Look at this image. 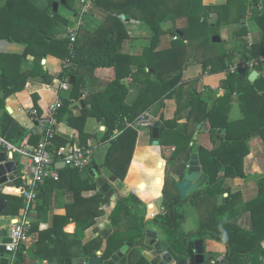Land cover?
<instances>
[{
  "label": "trees",
  "instance_id": "1",
  "mask_svg": "<svg viewBox=\"0 0 264 264\" xmlns=\"http://www.w3.org/2000/svg\"><path fill=\"white\" fill-rule=\"evenodd\" d=\"M86 1V0H85ZM77 5V0H45L43 6L39 5V0H6L5 3L0 2V39L10 42L20 43L25 46L22 56V67L16 73L8 70L0 71V88L3 94L0 98V107L5 108L6 99L14 93L22 91L30 76L40 77V79L52 85L55 80L64 82L66 79L73 78L71 94L62 98V108L57 112L59 120L65 119L71 126L79 130V136L87 140L93 134L87 132L86 121L89 116L100 120L105 125L102 141L111 143L108 150L107 159L104 165L106 167L113 166L114 171L124 172L129 161L123 159L125 150H131L128 153L129 158L133 153L135 139L138 136L137 129L126 126V121H134L139 112H131L133 106L127 104V98L130 88L125 83L123 76L119 70L124 55L120 52L121 46L125 39L130 37L126 28V18L119 16L122 13L131 14L132 18H136L139 12L140 19L144 20L153 30L152 45L147 49L145 55L133 57V62L138 63L139 72L147 67L153 70L159 81L146 80L140 93L134 101L137 104L144 98H149L150 102L156 99H166L171 97L175 91L179 94L187 91L190 96L183 101L178 98V107L187 106L189 113L187 119L190 121L193 109L202 113L203 120H207L212 128V137L214 147L212 150L199 146L197 151L200 154L203 170L209 175V183L201 189L181 198L180 193L176 197H169L166 194L164 202V212L153 218L147 219V203L143 201L137 194L131 193L128 196L119 197L112 213V221L115 225L123 222L125 228L116 229L113 233L108 234V244L104 250L103 257L109 261L111 256L116 253L123 245L130 244L131 252L129 255V264H151L143 254L142 249L135 247L142 244L144 240L145 227L153 224L155 227L162 229L165 237L162 242L169 246V250L176 257H191L193 250L189 246V242L195 239L206 240L210 236L217 240L223 241L228 246L226 257L219 261V264H260V257L264 255V181L261 182V190L257 199L254 200L255 206L252 213L255 219V228L252 231H242L235 223H232V217L227 214L228 209H232L239 199L240 193H232L231 189H227L229 197H224V182L226 179H234L237 177H247L244 167V159L249 154L248 139L256 134L264 135V75H260L254 82L249 80V76L245 74L251 69H239L237 72L229 73L225 86L227 93L223 97H218L217 101L208 109L209 101L197 93L196 89L189 88L183 83L185 65L189 57V46L191 44L198 45L202 41L199 40L205 36L211 28H217L222 25H228L231 22L240 24L238 26L239 34H246L247 29L243 24V20L247 17V11L250 5H253L249 19L256 21L262 28V38L256 41L249 49L248 57H258L264 55V0H227L223 4H205L203 0H95L96 3L103 4L106 10L111 11L114 15L109 14L112 21L109 28L104 31L103 40L92 44L88 51L84 52L80 46L78 29L76 41L70 46V36L67 34L58 37L57 32L61 27L65 31L72 25L74 17H65L59 11H55L54 4L56 2L64 4L68 9L73 10L76 16L84 18L82 15V6ZM216 15L215 21H210V14ZM169 17L176 20L180 17L188 19V25L184 28L175 27L172 33L178 38L172 41L170 48L164 51H154L156 43L160 39V25ZM86 22V18H84ZM85 27V26H84ZM83 27V28H84ZM99 29L100 25L96 24ZM178 29L180 32L178 33ZM186 41H188L186 43ZM213 45L218 46L220 43L209 40ZM223 42V41H222ZM72 44V43H71ZM48 54L59 56L65 59L66 66L58 74H52L44 68L42 59ZM35 57L31 68H27L29 63L28 56ZM230 57V56H228ZM226 55H221V60L217 61L213 57H207L203 62L202 75L205 68L212 65V71H216L219 63L221 67L227 68L228 61L225 63ZM139 60V62H137ZM115 67L117 70V78L111 81L106 90L98 95H94L93 107L84 109L81 115H75L69 108L71 99L81 97L84 91L82 84L83 78L80 77L79 69L86 67L89 70H95L97 67ZM264 69V63L257 67V71ZM250 72V71H249ZM186 74V73H185ZM201 73L196 74L195 78H200ZM237 92V97L233 94ZM156 94L155 99L152 94ZM37 107V97H34ZM237 100L240 104V110L244 114V118L240 120H229L227 103ZM13 123L12 119L9 118ZM14 126V125H13ZM13 126L7 130V138L13 136ZM155 127L160 128V145L176 144V154L182 151V140L189 146V137L183 136L180 131L172 132L161 121L155 123ZM33 137L37 136L33 133ZM56 137V136H55ZM153 138V137H152ZM172 138V140H170ZM40 142V141H39ZM34 143L32 147L39 143ZM55 149L61 147L65 140L60 137L53 139ZM31 147V148H32ZM123 150L116 160V151ZM152 157L154 159L153 166L148 170L149 176L157 173V163L161 157L160 148L158 146L151 147ZM195 149L190 147L187 152V159L191 157ZM170 160V159H168ZM115 163V164H114ZM93 170L100 166L97 163H91L89 166ZM170 167H167L170 172ZM187 169V163L183 164L180 169L181 177ZM59 179L46 178L45 182L53 183L55 187L64 188L65 179H81L82 188H76L75 185L69 187L77 192V196L81 197L83 188L96 187L98 182L93 175L83 176L82 171L72 167L59 169ZM13 180L6 183L0 191V198L6 199L8 204L4 215L18 214L24 206V187L20 178L11 177ZM264 179V178H263ZM142 181L137 187L138 191L150 190L155 196V191L149 187L141 188ZM178 182H176L177 186ZM178 187V186H177ZM42 190L39 189L40 195ZM166 193H168L165 190ZM212 198L209 201L208 198ZM222 197V202L218 199ZM100 197H94L99 203ZM109 200L105 198L104 201ZM208 202V208L211 209V219L203 221L201 226L194 231H185L183 223L186 213L182 206L185 202L199 203L201 201ZM214 203V207H212ZM95 212H88V221L85 222L82 230L89 228L94 223ZM57 219H63L60 230L55 233L56 236L54 246L46 247L45 256L51 263L63 264L67 257L73 256L75 253L70 250L63 252L64 248L69 245L70 237L63 227L70 221L69 214L65 216H56ZM80 230H76L74 240L77 245L82 246L84 256H95L97 250L101 248L99 241H90L83 243ZM239 232V233H238ZM62 234L63 236L59 235ZM237 235V236H236ZM239 236V237H238ZM73 238V239H74ZM243 242V247H236L234 240ZM42 241V240H40ZM42 250V248H41ZM42 253V251H41ZM248 254L249 259L244 260V255ZM59 260L55 258L60 257ZM55 260V261H53ZM216 260V259H215ZM57 261V262H56ZM25 255L19 249L15 253L13 264H24ZM218 262V261H217ZM118 264H127V257L123 258ZM207 264H216L208 261Z\"/></svg>",
  "mask_w": 264,
  "mask_h": 264
},
{
  "label": "crops",
  "instance_id": "2",
  "mask_svg": "<svg viewBox=\"0 0 264 264\" xmlns=\"http://www.w3.org/2000/svg\"><path fill=\"white\" fill-rule=\"evenodd\" d=\"M80 1L84 2L85 0ZM203 1L205 4L218 5L225 3L227 0ZM58 11L65 17H74L69 29L71 27H76L80 20L83 21V24L78 26V29H81L82 27L79 32V37L80 46L83 47L84 52L88 51L92 44L103 40L104 31L109 28L112 21L109 14H112V16L114 15L111 11L106 10L103 4L96 3L95 0H86L85 4L82 6V16L86 18V22H84V18L76 16L73 10L68 9L64 4L60 5L59 3ZM136 14L138 15L136 18H132L130 13L120 14L126 18L125 24L130 34V37L125 39L121 46L120 52L123 53L122 55H124V57L121 61L122 65L119 67L125 83L130 88L127 104L133 106L131 112H139L141 114L145 111H151L156 120L161 121L172 132L177 133L180 131L183 136L189 137V146H187L186 142L182 140V143L185 142V144H181L183 146L181 148L182 151L180 150L181 153L176 154V144H159L158 147L160 148L161 157L157 163V173L149 176L148 170L153 166L152 160H154L151 147L155 146L154 138H152V129H150L148 135L147 132H141V128H135L138 131V136L135 139L133 153L129 158L128 153L131 150V143L129 142V148L125 150L123 155V159H125V161L128 160L129 162L125 163L127 166L123 173L114 171L115 169H113V166L108 168L104 165L111 143L109 141H102L103 131L106 129L102 121L97 120L92 116L87 118L85 130L93 134V136H91L86 142L79 136V130L77 128L71 126L65 119L59 120L57 118V112L62 106L53 113L49 112L50 107L56 105L57 101L62 102L63 97H68L71 94V86L73 83H71V79L65 80L70 84L69 88L66 89L61 87L62 82L58 80H55L52 85H48L44 83L40 77L36 78L30 76L22 91L14 93L6 99V109L0 107V151H6L8 159H11L10 154L8 153L7 144H12L16 147L31 148L34 143L46 138L47 132L44 133L37 131V121H34L32 114L30 113L31 109L36 108L41 117L54 120L53 127L56 128L55 136L65 140V143L63 144L64 146H85L91 148L93 152L92 164L96 162L97 165L100 166L101 172L97 171V167L94 168V170L91 167L79 170L82 171L83 176H88L90 174L91 176L93 175L96 181L98 177H104L115 188V193L113 194L115 197L107 196L99 183L96 187L83 188L81 191V197H78L77 192L69 187L75 185L76 188H82L81 179H75L74 181H72L73 179H65L66 183L63 189L55 187L51 182L47 184V182L44 181L39 188L42 190V193L40 195L37 194L30 205H27L24 200V206L20 209L18 214L0 215V240H6L8 238V227L11 220L21 214H26V220L31 225V231L28 238L20 247V250H22L25 255L24 264H54L46 259L45 251L43 252V250H45L46 247L52 248L55 244L53 239L58 236L55 235V233L60 230L63 219L61 220L55 217L65 216L67 214H69L70 221L64 225L63 229L71 235V237L69 239V245L64 248L63 252L70 250L75 254L71 257H67L63 264H65L66 260L69 258L84 257L85 253L82 252V246L77 245L78 243L74 241L76 239V237L74 238V234L76 230L83 228L85 222L88 221V212H90V210L96 213V215L93 216L94 223L89 228L85 229L84 232L80 230L81 235H79L78 238L81 237L84 244L94 240L99 241L101 243V248L97 250L96 255L103 256L104 250L108 244V234L113 233L116 229L125 228V218L123 219V222L118 225H115L112 221V213L119 197L128 196L131 193L137 194L147 203V219L163 213L165 211V197L166 194H168L165 190L168 192V180L171 176V179H176V181L175 189L174 191H170V196L176 197L177 192L179 193L177 187L178 184L176 186V182L181 178L180 170L174 172L171 163L174 166L179 165L180 167L187 163L188 168L191 157L187 159V152L190 147H193L195 149L194 153L199 155L200 163L201 159L197 148L202 146L207 150H212L214 147L212 128L207 120H203V114L193 109L189 121L187 119L188 113L190 112L189 108H187V106H183L182 108L178 107L179 97L184 101L190 96L187 91L179 94L177 90L171 97L159 100L156 99L155 102H150L149 98H144L137 104H134L135 99L147 79L151 81H159L156 73L153 70H150L149 67H147L146 70L142 69L139 72L138 63L133 62V57L145 55L147 49L153 44L152 37L154 34V30L144 20L140 19L141 16L139 15V12H136ZM210 18H216V15L211 13ZM186 22V17H180L176 20L167 17V19L160 25V39L156 43V49L153 50L164 51L170 48L172 41L176 36L172 33V29L175 27L184 28L187 26ZM96 24L100 25L99 29L96 28ZM243 24L245 25L247 32L249 31L250 36H252L253 41H259L262 38V28L256 21L249 19L248 15L243 20ZM223 27L226 28L225 25H222V30L224 29ZM69 29L65 31L63 36L68 34ZM212 29L213 28H211L205 36L199 39L202 41L200 44H194L193 49H189V57L184 71L185 79L183 81L185 86H187V89L185 90H188L189 88L196 89L197 93H200L201 96L209 101L208 106H206L208 109H211L218 97H223L227 93L225 83L229 76L228 67L223 68L220 64L216 71H212V65L207 66L202 75L201 70L204 63L199 62L198 60L201 58H204L205 60V57H208L210 54L213 55L215 51L220 52L216 49L215 45L209 41L211 38L213 40L212 36L214 34L211 33ZM216 34L220 35L221 40L223 41L215 42L220 43L218 46L223 45L224 43L228 44V37H222L221 33ZM63 36L58 35V37ZM187 42L188 41H186V43ZM24 49L25 46L20 43L0 39V71L5 69L11 73L18 72L22 67ZM207 50L209 52H207ZM226 52H228V55L233 58L235 52L231 51V49ZM229 58L230 57L226 58L228 63L230 62ZM27 59L29 61V63H26L27 65L29 64L27 68L30 69L35 57L29 55ZM137 62H139V60H137ZM42 64L44 65V68L52 74L60 73L66 66L65 59L52 54L45 56L42 59ZM249 71L245 72V74L249 76L250 80V75L255 70ZM79 73L80 77L83 78L82 84L84 86V91L81 94L82 98H72L69 105V108L75 115H81L84 109L93 107L94 95L104 92L108 84L117 78V70L113 66L97 67L93 71L83 67L79 69ZM199 73H201V77L199 79L195 78L196 74ZM258 73L259 74L255 80L260 75H264L263 71H258ZM2 94L3 90L0 88V98ZM152 95L155 99L154 96H156V94L154 93ZM237 95V92H234L233 97L236 98ZM34 97H37V107L33 106L35 104ZM227 104H229L227 105V108L229 109L228 114L226 115L229 120H240L244 118V114L240 110V104L237 100H233ZM9 118L12 119L13 123L10 122ZM10 126H13L14 133L11 139L7 138V130L10 129ZM33 133H36L37 136L33 137ZM149 139H151V144L149 143ZM170 140H172V138ZM247 143L249 146V154L244 159V167L247 177L226 179L224 182L225 192L223 193L224 197H229V192L226 191L229 188L232 193H240L239 199L236 200L235 207L228 209L226 212L232 217L231 222L235 223L242 231H252L256 227L250 203H253V207L255 206L256 203H254V200L258 198L261 190V182L264 181V135L256 134L250 137ZM122 152L124 151H116L115 156L117 161ZM13 160L17 163V171H22L28 163V159L19 153L15 154ZM167 167L171 168L170 172H168ZM57 168L60 175L59 169L63 168ZM202 171L205 172L203 168ZM12 175L13 174H10L9 177H12ZM51 177L52 176H48L47 178ZM55 179L58 180L59 177ZM142 181L145 182L141 184V188L149 187L151 190L155 191L157 196H155L150 190L138 191L137 187ZM208 183L209 181L205 185ZM100 196L102 199L99 203H96L97 201L94 200V197ZM105 198H108L109 200L104 201ZM218 201L222 202V197H220ZM189 203L192 204L190 201ZM214 203L215 202H213L212 207H214ZM196 209L199 208L196 207ZM197 216L198 220H200L199 223H196L197 228L195 229H198L203 221L207 222L211 219V209L207 208L206 210L198 211ZM147 226L158 231V237L160 240L164 239L165 235L161 229L155 227L153 224L147 223ZM195 229L192 228L191 230ZM59 235L63 236L62 234ZM234 245L242 248L243 242L241 239H235ZM228 249L229 248L225 242L210 236L205 240V264H207L208 261L213 263V260L219 257L225 258ZM0 252H5V254L11 258L13 264L15 254L6 252L4 247H0ZM58 258L60 259L61 256L55 258V260H59ZM248 259V254L244 255V260ZM189 264H195L194 259L191 258Z\"/></svg>",
  "mask_w": 264,
  "mask_h": 264
},
{
  "label": "built area",
  "instance_id": "3",
  "mask_svg": "<svg viewBox=\"0 0 264 264\" xmlns=\"http://www.w3.org/2000/svg\"><path fill=\"white\" fill-rule=\"evenodd\" d=\"M123 17L122 15H119ZM83 21L78 22V26H81ZM77 27L70 28L68 34L70 36V46L76 41ZM175 39L178 37L175 36ZM72 43V44H71ZM264 63V58H253L246 62H234L228 66V72L234 73L239 69H251L257 70V67ZM68 81L61 83L62 88H69ZM62 106L61 101H57L56 105L50 107L49 112L53 113L55 110ZM34 121H37V131L47 132L46 138L40 141L32 148L29 147H16L12 144H7L8 153L11 159H14L16 153L25 156L28 159L26 167L22 171L14 173L15 178H20L24 187L23 196L25 203L30 205L39 192V188L44 183L48 176L54 178L59 177L57 164L65 163L66 166L84 170L92 163L93 152L91 148L85 146H67L63 145L58 149H55L53 139L56 135V128L53 127L54 120L47 119L40 116L39 111L36 108L30 110ZM156 118L151 111H145L141 113L134 121H126V126L133 128H147L153 129ZM13 179L9 177V181ZM2 187H0V191ZM8 238L6 240H0V247H4L6 252L15 254L21 247V245L28 238L31 231V225L26 220V214H21L11 220L8 227ZM13 259V258H12ZM224 258L219 257L213 260V263L219 264ZM261 263L264 264V255L260 257ZM218 261V262H217ZM251 264V263H247Z\"/></svg>",
  "mask_w": 264,
  "mask_h": 264
},
{
  "label": "water",
  "instance_id": "4",
  "mask_svg": "<svg viewBox=\"0 0 264 264\" xmlns=\"http://www.w3.org/2000/svg\"><path fill=\"white\" fill-rule=\"evenodd\" d=\"M65 0H62L64 2ZM55 11L59 10V3L54 4ZM178 32H180L178 30ZM214 42H220L221 36L215 35L213 37ZM258 71L255 70L250 75V80L254 81L258 75ZM71 78V83L73 82ZM152 135L154 138V145L160 144V128L154 127L152 129ZM199 155L193 153L191 160L189 161L188 168L184 175L178 179V189L181 198H186L188 195L196 192L202 186H204L208 180L209 175L202 171V166L199 161ZM161 164V163H160ZM59 168H65V163L57 164ZM17 172V163L13 159H8L6 151H0V187L9 181V175ZM98 183L101 185L102 190L107 196H112L115 193V188L104 177L97 178ZM7 207V201L0 199V215H3ZM158 231L145 227L144 240L142 244L135 247L142 249L143 256L150 261L151 264H189L190 259H194L195 264H205V241L201 239H195L189 242L190 248L193 250L191 257L183 256L176 257L170 250L169 246L159 239ZM130 244L123 245L116 253L111 256L113 264H118L125 256L127 257V264H129V255L131 252ZM0 264H12L11 258L8 257L5 252H0ZM65 264H110L102 255L95 256H82L76 258H69Z\"/></svg>",
  "mask_w": 264,
  "mask_h": 264
},
{
  "label": "rangeland",
  "instance_id": "5",
  "mask_svg": "<svg viewBox=\"0 0 264 264\" xmlns=\"http://www.w3.org/2000/svg\"><path fill=\"white\" fill-rule=\"evenodd\" d=\"M5 1L6 0H0V2L3 3V4L5 3ZM44 4H45V0H39V5L40 6H43ZM80 4H81V1L77 0V5H80ZM252 8H253V5H250L249 9L247 11L248 18H249L250 14H251ZM215 19L216 18H213V19L210 18V21H214ZM186 25H188V19H187ZM239 25L240 24L231 22L228 25H225L226 28L223 27L224 28L223 30H222V26L221 27H217V28H213L211 30V33L214 34L212 37H214L216 33H221L222 37H225V38L228 37L227 38L228 44L224 43L223 45L215 46L216 49L218 51H220V52H216L215 51L213 53V55L210 54L208 56L209 58L213 57L217 61H219V60H221V55L225 54L226 57H228L229 55H228V52H226V51L229 50V49H231V51L235 52V54L233 55V58H231V56H230V58H229L230 62L228 63V66L231 63L238 62V61L246 62V61H249V60H251L253 58H259V59L260 58H264V55H260L258 57H252V58L248 57L250 55L249 49L253 46L255 41H253V38H252V36H250L249 31L247 32V34H239L237 32V30H239V28H238ZM77 26H78V23H77ZM72 28H74V27H72ZM64 34H65V28L61 27V29L57 32V35L63 36ZM216 35H218V34H216ZM252 35H253V32H252ZM189 49H193V44H191L189 46ZM207 52H209V51L207 50ZM206 58L207 57H205V59ZM198 61L199 62H205L204 58H201ZM225 63H227V60H225ZM219 64H221V63H219ZM219 64H217V65H219ZM262 71H263V74H264V69ZM141 132H143V133L147 132L148 135H149L150 129L141 128ZM149 143L151 144V139H149ZM182 144H185V142H183ZM164 151H165V147H164ZM152 161H154V160H152ZM171 167L173 168L174 172H177V170L181 169V167L179 165L178 166H174L172 163H171ZM171 178H172V176H171ZM171 178L168 180V195L169 196H170V191H174V189H175V181H176V179H171ZM176 195H178V192H177ZM208 199H209V201H211V199H213V198L211 196V198H208ZM194 205L196 207H198L199 209H196V207ZM182 208H183V210L186 213V218H185V221L183 223V228H184L185 231H187V230H191L192 228H194V229L197 228L196 223L197 222L199 223V220H200V219L198 220V216H197L198 215V211L206 210L208 208V202H205L203 200V201H201L199 203H193L192 202V204H191L188 201V203L186 202V203L183 204ZM191 231H194V230H191ZM163 234L165 235L164 232H163Z\"/></svg>",
  "mask_w": 264,
  "mask_h": 264
}]
</instances>
